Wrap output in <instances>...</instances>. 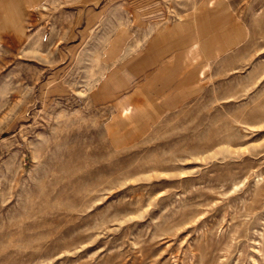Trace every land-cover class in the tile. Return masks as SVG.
Returning a JSON list of instances; mask_svg holds the SVG:
<instances>
[{
  "label": "rangeland",
  "instance_id": "obj_1",
  "mask_svg": "<svg viewBox=\"0 0 264 264\" xmlns=\"http://www.w3.org/2000/svg\"><path fill=\"white\" fill-rule=\"evenodd\" d=\"M0 264H264V0H0Z\"/></svg>",
  "mask_w": 264,
  "mask_h": 264
}]
</instances>
